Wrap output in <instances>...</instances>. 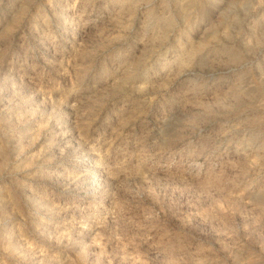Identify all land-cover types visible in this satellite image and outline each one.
I'll list each match as a JSON object with an SVG mask.
<instances>
[{
  "label": "rangeland",
  "instance_id": "374dc122",
  "mask_svg": "<svg viewBox=\"0 0 264 264\" xmlns=\"http://www.w3.org/2000/svg\"><path fill=\"white\" fill-rule=\"evenodd\" d=\"M0 264H264V0H0Z\"/></svg>",
  "mask_w": 264,
  "mask_h": 264
}]
</instances>
